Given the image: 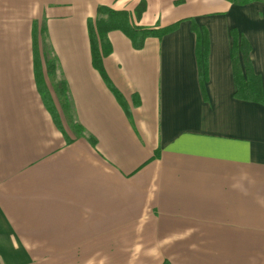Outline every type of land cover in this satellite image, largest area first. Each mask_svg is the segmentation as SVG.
<instances>
[{"label": "crops", "instance_id": "crops-1", "mask_svg": "<svg viewBox=\"0 0 264 264\" xmlns=\"http://www.w3.org/2000/svg\"><path fill=\"white\" fill-rule=\"evenodd\" d=\"M101 5L179 22L140 50L108 34L129 115L93 64ZM243 40L261 102L236 94ZM165 263L264 264V0H0V264Z\"/></svg>", "mask_w": 264, "mask_h": 264}, {"label": "trees", "instance_id": "trees-1", "mask_svg": "<svg viewBox=\"0 0 264 264\" xmlns=\"http://www.w3.org/2000/svg\"><path fill=\"white\" fill-rule=\"evenodd\" d=\"M253 0H242V3L251 2ZM146 8L145 1L140 2L137 6L134 14L136 19H139ZM134 14L126 10H114L107 6H99L97 9L96 19L89 20V35H90V44L92 52V60L94 67L98 70L100 75L104 78L107 85L114 92L118 100L122 103L126 109L127 114L129 111L123 101L122 95L118 92L116 87L111 82L105 67H104V58L109 56L112 53V46L108 40V34L111 31L119 30L122 31L128 38H130L132 45L135 49H142L145 45V42L150 37H157L161 39L164 35L173 32L177 29L179 22L172 25L161 27V28H150L144 27L136 24L134 22ZM193 28L198 33V41L200 44V52H202V59L207 60V34L206 31L201 32L200 28L194 23ZM37 33L35 34L36 47L34 50V70L37 86L40 94L46 104V107L51 112L54 121L57 126L60 128L61 121L58 111L55 108L53 99L46 85L43 72V62L41 58L40 51L37 47ZM242 50L244 56V70L241 67L238 52ZM250 45L247 41L243 40L241 47L234 45L233 48V58L235 66V77L237 82V96L245 98L250 101H263L262 95V86L261 79L258 75L255 74L252 64L249 58ZM56 59L46 58L45 65L47 68V73L49 76H53L56 70ZM59 93L63 96L67 95V84L65 81L59 83ZM81 133L84 132V129L81 127ZM92 142L95 143V139L91 138ZM167 264V263H165Z\"/></svg>", "mask_w": 264, "mask_h": 264}]
</instances>
